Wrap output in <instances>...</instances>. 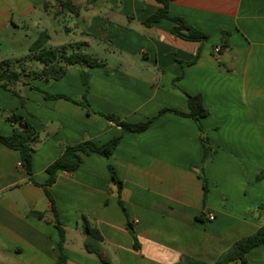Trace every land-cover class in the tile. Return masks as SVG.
Returning <instances> with one entry per match:
<instances>
[{
  "label": "crops",
  "instance_id": "obj_1",
  "mask_svg": "<svg viewBox=\"0 0 264 264\" xmlns=\"http://www.w3.org/2000/svg\"><path fill=\"white\" fill-rule=\"evenodd\" d=\"M49 1L0 0V63L15 67L27 58L24 67L41 68L30 52H19L18 32L29 39L28 51L46 32L47 47L80 50L102 63L87 69L91 107L133 123L165 108L188 113L183 91L200 94L214 155L201 169L203 133L190 117L167 113L144 132L122 135L99 113L46 100L27 82L25 107L0 87V107L18 111L40 131L32 162L37 184L20 152L0 145V264H58L60 237L43 187L47 167L65 145H102L120 135L110 158L91 152L77 171L59 172L47 188L66 229L67 264H107L88 251V226L100 232L109 264H181L186 258L217 264L264 224V0L172 1L169 14L208 35L204 44L172 35L168 19L145 26L163 6L159 0H71L81 9L78 16L54 1L45 8ZM10 30L5 43L2 34ZM30 83L75 100L84 93L79 66L61 80ZM12 133V124L0 121V134ZM247 259L264 264V244Z\"/></svg>",
  "mask_w": 264,
  "mask_h": 264
},
{
  "label": "trees",
  "instance_id": "obj_2",
  "mask_svg": "<svg viewBox=\"0 0 264 264\" xmlns=\"http://www.w3.org/2000/svg\"><path fill=\"white\" fill-rule=\"evenodd\" d=\"M53 1L57 2L61 7V10L64 12L71 13L75 16H78L80 13V7L73 3V1L71 0H52L47 2L44 7L47 8L48 5L53 3ZM172 1L174 0H159V2L163 6L158 8L153 15H151L143 22V24L147 27H151L153 24L160 22L162 19H168L174 23V26L171 29L172 35L187 41L200 42L201 44L206 43L208 40V35L190 25L185 19L180 17H174L169 14V5ZM225 34L226 36L228 35V33ZM49 40L50 36L46 32H42L29 49V52L31 53V55H29V58H31V60L33 61L39 62L42 65L41 68L25 69L24 67H22L21 70H17L14 69V62L12 61L6 60L0 63V87L7 91H10L14 96L18 97L23 106H25L26 104V98L16 90V86L21 81V78L25 77L26 79H28V81H26V84L29 85L32 90L42 93L46 100L64 99L85 107L89 112L93 111L99 113L100 115L105 117L106 120H108L109 122L118 125L122 130V135L125 133L144 132L152 125V123L156 119L167 113L190 117L197 123L199 129L203 133V159L200 168L202 169L203 165L206 162L212 160L214 150L210 146V140L207 137L201 123L202 118L206 117L209 114L208 109L203 104L202 95H192L183 91V93L188 99V113H184L175 109L165 108L162 109L158 113V115L151 117L146 121L136 123L123 120L120 116L115 114H104L101 112H97L91 107V104L88 99L90 92V73L87 69L96 66H101L102 63L99 62L93 55L87 54L80 50L69 52L66 47L58 49L49 48L47 47ZM198 56L199 55L196 56L194 61L198 59ZM26 59H24V63L27 61ZM74 66L80 67V76L82 84L84 86V93L80 100H75L66 94L48 92L30 83L31 80L35 79H40L46 82L52 80H61L68 74L69 67ZM0 112H4L7 114V110L1 107ZM10 113L11 114L5 119L12 124L13 133L9 136L0 134V145L20 152L22 167L27 172L30 182L37 184L33 179L32 162L33 153L35 151V143L39 139L40 131L36 129V127L30 122V120L26 116L13 111ZM122 135L117 136L102 145H97L95 142L89 140L83 141L76 145H65L61 156L47 167V173L49 175V178L47 179L43 187L45 188L46 193L48 194L52 202V211L54 212V215L56 217V219L53 221V224L57 228L60 237V254L58 264L68 263V258L65 250L66 229L64 228L63 224L60 222L57 216L54 201L51 198V195L49 194L47 188L56 182L59 172L64 171L68 173H73L77 171L83 162V157L85 155L90 154L91 152H95L110 158L115 148L121 141ZM109 169L111 171L114 181L117 182L119 187L121 188L122 182L117 178L116 173L111 165H109ZM262 175H264V173ZM33 214L34 216L39 218L45 217V215L40 212H33ZM102 240L103 238L97 229L92 228L90 226L87 227L86 247L88 251L97 255V257H99V259L102 260L104 263L109 264V256L101 246ZM262 244H264V224L254 234L244 237L237 241L229 251L224 253L218 259L217 264H250L247 259V254L250 250ZM181 264L205 263L186 258L185 261Z\"/></svg>",
  "mask_w": 264,
  "mask_h": 264
},
{
  "label": "rangeland",
  "instance_id": "obj_3",
  "mask_svg": "<svg viewBox=\"0 0 264 264\" xmlns=\"http://www.w3.org/2000/svg\"><path fill=\"white\" fill-rule=\"evenodd\" d=\"M9 33H11V30L10 31H8V32H4L2 35L4 36V40H5V43H9V39H10V37H9ZM18 38L20 39V41H19V45H18V48H19V52L21 53V54H24V55H27V54H29V51H28V44H29V39H27V38H24V36L22 35V32H18ZM3 53L2 52H0V61L2 60V55ZM30 63V62H29ZM28 63V64H29ZM35 65H38V66H40L41 64L39 63V62H33ZM20 66V67H19ZM25 66V63H20V64H17L15 67H14V69H17V70H21V67H24ZM28 68L27 69H29V68H32V67H29V66H27ZM25 69H26V67H24ZM26 81H28V79H26L25 77H22L21 78V82L19 83V84H17V86H16V90L21 94V95H23V91H22V84L24 83V82H26ZM20 104H21V101H20ZM22 105V104H21ZM27 105V101H26V104H25V106ZM24 106V107H25ZM7 110V114L6 113H1L0 112V121H5L6 119V117L7 116H9L11 113L10 112H12V110H8V109H6ZM13 112H17V113H19L18 111H14L13 110ZM21 114V113H20ZM22 115V114H21Z\"/></svg>",
  "mask_w": 264,
  "mask_h": 264
},
{
  "label": "built area",
  "instance_id": "obj_4",
  "mask_svg": "<svg viewBox=\"0 0 264 264\" xmlns=\"http://www.w3.org/2000/svg\"><path fill=\"white\" fill-rule=\"evenodd\" d=\"M215 52H216V53H219V52H220V48H216V49H215ZM208 218H209L210 220H214V219H215V215L212 214V213H210V214H208Z\"/></svg>",
  "mask_w": 264,
  "mask_h": 264
}]
</instances>
